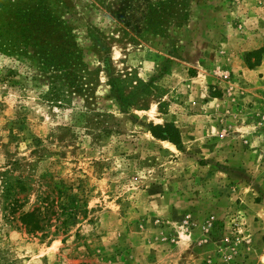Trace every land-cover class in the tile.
Returning a JSON list of instances; mask_svg holds the SVG:
<instances>
[{"label": "rangeland", "instance_id": "obj_1", "mask_svg": "<svg viewBox=\"0 0 264 264\" xmlns=\"http://www.w3.org/2000/svg\"><path fill=\"white\" fill-rule=\"evenodd\" d=\"M259 49L264 0H0V264H264Z\"/></svg>", "mask_w": 264, "mask_h": 264}, {"label": "trees", "instance_id": "obj_2", "mask_svg": "<svg viewBox=\"0 0 264 264\" xmlns=\"http://www.w3.org/2000/svg\"><path fill=\"white\" fill-rule=\"evenodd\" d=\"M262 54H264V49H259L248 53L247 65L249 66V68H252L254 65L258 64V63H252L251 58L257 56L261 57ZM110 85L112 87V90L115 91V93L117 94V100H119L120 102L130 103V100H132L130 98H133L134 96L133 94L136 93L135 91L132 92V95H125L123 92V88L117 83L116 79H112ZM150 131L155 137L161 138L163 140H167L180 149L182 145L181 135L179 130L173 123L167 121L163 125H150Z\"/></svg>", "mask_w": 264, "mask_h": 264}]
</instances>
